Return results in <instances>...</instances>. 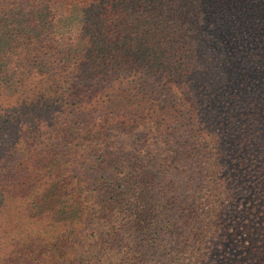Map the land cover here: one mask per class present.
<instances>
[{
  "label": "trees",
  "instance_id": "trees-1",
  "mask_svg": "<svg viewBox=\"0 0 264 264\" xmlns=\"http://www.w3.org/2000/svg\"><path fill=\"white\" fill-rule=\"evenodd\" d=\"M0 264H264V0H0Z\"/></svg>",
  "mask_w": 264,
  "mask_h": 264
}]
</instances>
